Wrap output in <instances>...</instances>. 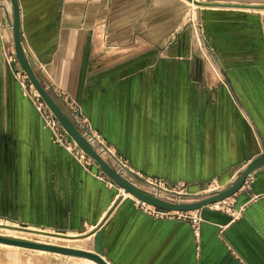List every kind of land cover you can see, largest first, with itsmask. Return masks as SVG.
I'll use <instances>...</instances> for the list:
<instances>
[{
    "label": "crops",
    "instance_id": "0c3cea01",
    "mask_svg": "<svg viewBox=\"0 0 264 264\" xmlns=\"http://www.w3.org/2000/svg\"><path fill=\"white\" fill-rule=\"evenodd\" d=\"M7 1L0 4V212L47 233L101 232L92 252L108 264H264V164L218 208L195 210L198 235L187 221L145 213L96 164L52 141L4 64ZM174 1L181 15L161 8L167 0H18L22 46L66 115L74 104L135 171L190 191L212 183L221 191L264 151V9L196 5L213 57L199 75L185 46L168 42L187 10ZM118 30L123 37L114 41Z\"/></svg>",
    "mask_w": 264,
    "mask_h": 264
},
{
    "label": "rangeland",
    "instance_id": "374dc122",
    "mask_svg": "<svg viewBox=\"0 0 264 264\" xmlns=\"http://www.w3.org/2000/svg\"><path fill=\"white\" fill-rule=\"evenodd\" d=\"M179 1L182 2V4H184L185 6H187V10H186V12H183L184 18L182 20H179L180 22L175 25V27L178 26V29H177L175 34L171 35V38L168 40V42L169 41H175V43H178V42L182 43L185 46L184 48H186V50H184L182 52L184 54L183 57L190 60L191 65H192L190 70L193 71L195 74H199V75L206 74V69L204 68V66H206L205 64H207L208 62H211L213 57H212V54L210 53V51L204 46L203 34L200 31V8L198 6H194L191 3H186L183 0H179ZM8 2L10 3V1L8 0L6 2L7 5L9 4ZM175 2L176 1H174V0H167L166 4L165 5L163 4V7H161V8H164V10H165V8H171L172 6H174L171 9H174V12H175V9L177 8V14L181 15V13H180L181 7L175 6ZM1 3H2V0H0V4ZM175 22H177V21L174 20V23ZM116 23L118 24L117 20H112V19L110 20V25L115 26ZM10 24H12V21L10 22ZM100 24H102V23L99 21L96 24V26L97 25L99 26ZM10 27H11L10 30L12 31V26H10ZM0 29H1V26H0ZM11 31H8L7 36H6V34L3 36L4 48L2 50V52H3L2 56L4 59V64H5L6 68L12 73L13 78H14L17 86L20 88V90L25 94V96L28 97V99L33 104L34 98L31 96H32L33 92L36 90L31 85V83L29 82L25 72L20 67V65L18 66V61H17L16 56H15L14 45H13V37H12L13 33L11 34ZM118 32H119L118 35L113 36L114 41H120L121 38L123 37V34L120 33L121 31L118 30ZM124 37L126 38L128 36L124 35ZM126 39H128V38H126ZM143 41L144 40H142V39L140 40V44H141L140 46H143V47H140V48H142V49H140V51H141V54H147L151 50L149 51V50L145 49V48H147V42H143ZM132 43H135V42H132ZM12 64L13 65L17 64V66H18L17 69L12 67ZM69 109H70V107H69ZM38 115H39V113H38ZM39 118H40V116H39ZM69 118L71 119V110H70ZM41 121H42V119H41ZM42 123H43V121H42ZM89 124H90V122H89ZM43 125H44V127H46V125L44 123H43ZM58 128L60 129V131L62 133V137L60 136L59 137L60 140H57L56 136L50 131L52 133L51 134L52 141L56 142V143H57V141L60 142L59 144L62 147H65L67 150H69L67 148V146H68L67 144L70 143L69 141L71 140V137L64 130V128L60 125V123L58 125ZM1 136H2V132H0V137ZM90 160H91L90 163L92 162V163L96 164L91 158H90ZM129 166H130V164H129ZM135 172L141 176V179L138 178L136 180L137 185L140 186L141 188L144 187V182H146L145 181L146 179H148V180L157 179V180L165 181L167 183L165 186H167L170 190L174 189L177 191H181V194H176L174 191H172V193H170L168 195L173 200H177V201H191V200L200 199L202 193L205 195V194H209V193L220 190V185H216V184L212 183V184L206 186L202 193H200V187L196 191H190L186 183L185 184H182V183L181 184L180 183L171 184L164 179L144 176L137 171H135ZM108 180L111 181L109 178H108ZM111 183H113V182L111 181ZM146 188H147V185H146ZM122 195H123V193H122ZM133 199H135V197ZM13 215H15V214L13 213ZM7 225L13 226V228H15L17 230H23V228H26V226L23 225L22 223H20V220H18L17 218H16V220L12 219L11 216H8L6 214H3V212H0V236H2V237L14 238V239H20V240H28V241H36V242H42V243L50 242L52 240V241H55L54 242L55 245L56 244L57 245L58 244L59 245L66 244L65 241L58 240V239H51L49 236L50 234H42V233L38 232V234H33V235L27 234L26 235V234H22V233L7 232L4 230V228L5 229H13V228L8 227ZM30 229L37 230V228L36 229L30 228ZM30 233H32V232H30ZM33 233H37V232H33ZM97 236L100 237V234H98ZM79 237H84V235L77 236V238H79ZM93 238H94V243L92 245V250L94 248V245L96 242L95 239L97 237L96 238L93 237ZM70 247H72V246H70ZM37 258H39L38 260H39V262H41V264H93V263H90V262H88L82 258L74 257V256H70V255H63V254L50 252V251L47 253H42V254L37 255L33 252V250H30L27 247H21V246L20 247H12V246H4V245L0 244V264H34V261Z\"/></svg>",
    "mask_w": 264,
    "mask_h": 264
},
{
    "label": "water",
    "instance_id": "95a60500",
    "mask_svg": "<svg viewBox=\"0 0 264 264\" xmlns=\"http://www.w3.org/2000/svg\"><path fill=\"white\" fill-rule=\"evenodd\" d=\"M11 9H12V33H13V45L15 56L18 61V64L25 72L29 82L35 88L37 93L40 95L41 99L48 107L50 112L54 115L60 125L64 130L69 134V136L75 141L79 148L91 158L96 165L102 170V172L119 188L123 189L125 193H129L134 196L136 199L143 201L149 205H152L156 208L167 210V211H195L199 210L206 205H211L217 202H221L224 199L234 195L245 183V180L249 175L258 167L264 164V151L253 158L247 166L244 168L238 180L231 184L228 188L216 191L210 195L201 197L200 199L191 200V201H168L150 194H147L138 188L132 186L124 180V178L116 172L107 162L93 149L91 144L83 137V135L76 128L71 119L66 115V113L59 107L54 98L48 92V90L40 82L36 73L24 51L22 46V41L20 37V9L18 0H9ZM199 6L205 7H224V8H239V9H264L263 5H240V4H216L208 3L200 0H188ZM25 231L30 232H40L42 234H50L53 236H58L62 238H75L72 236H67L65 234L58 233H47L40 230H31L30 228H23ZM100 238L96 236L95 248L97 251L100 250L101 243V232H99ZM97 234V235H98ZM0 242L13 244L21 247L41 249L50 252H55L63 255H71L77 257H84L91 259L98 264H108L97 252L82 250L78 248H70L61 245H54L49 243H42L36 241L20 240L14 238H7L0 236Z\"/></svg>",
    "mask_w": 264,
    "mask_h": 264
},
{
    "label": "built area",
    "instance_id": "2783aa9c",
    "mask_svg": "<svg viewBox=\"0 0 264 264\" xmlns=\"http://www.w3.org/2000/svg\"><path fill=\"white\" fill-rule=\"evenodd\" d=\"M31 97L34 98L33 104L37 112L39 113V116L42 119L43 123L56 136L57 140H60L59 137L60 136L62 137V133L58 128L59 123L57 119L49 111V109L41 100L40 95L36 91L33 92ZM70 110H71V121L74 123V125L79 130V132L91 144L93 149L107 162V164L110 165L116 172H118L126 182H128L132 186L138 188L139 190L147 194L168 201H177V200H173L168 195L172 193V191H174L176 194H181V191H177L174 189L170 190L167 186H165L167 184L165 181L157 180V179L154 180L146 179L143 188L138 186L136 180L138 178L141 179V176L138 175L129 166L127 161L121 155H119L114 148H112L106 143V141L98 131H96L90 126L88 119L80 113V111L74 104H70ZM69 142L70 143L67 144L68 145L67 148L69 149L71 154L74 155L80 163L84 165L90 164L91 161L90 158L78 147L75 141L71 138ZM248 179L249 177L245 180V182H247ZM212 193L206 195H210ZM134 200L136 201L139 209L149 214L150 216L157 219H176L179 221H187L192 225L194 234L195 235L199 234L198 229L201 218L196 213V211H185V212L167 211L156 208L136 198ZM220 203L221 202H217L214 203L213 205L218 207L220 206Z\"/></svg>",
    "mask_w": 264,
    "mask_h": 264
},
{
    "label": "bare ground",
    "instance_id": "6f19581e",
    "mask_svg": "<svg viewBox=\"0 0 264 264\" xmlns=\"http://www.w3.org/2000/svg\"><path fill=\"white\" fill-rule=\"evenodd\" d=\"M188 1V0H187ZM189 3H191V4H193L194 6H196V4H194L193 2H191V1H189ZM211 64V67L212 68H214L213 67V65H212V63H210ZM120 191H121V193H123V195L124 196H128V197H130V198H134L133 196H131V194H129V193H125L124 191H123V189H121L120 188ZM8 227H10V228H13V226H9V225H7ZM4 230L5 231H7V232H11V233H22V234H31V235H33V234H38V233H30V231H23V230H17V229H15V228H13V229H5L4 228ZM31 230H33V229H31ZM38 230V229H37ZM30 236V235H29ZM50 236V238L51 239H58V240H62V241H65L66 242V244H61V246H65V247H70V246H72V247H70V248H78V249H82V250H87V251H92V245H93V243H94V238H93V236L91 235V236H88V237H79V238H77V236L75 237V235H71L72 237L74 236L75 238H62V237H58V236H53V235H49ZM99 237V236H98ZM55 241H50V242H46V243H49V244H54L55 245V243H54ZM0 244L1 245H4V246H12V247H20V246H17V245H13V244H8V243H2V242H0ZM57 245V244H56ZM59 245V244H58ZM30 250H33V252L35 253V254H37V255H39V254H42V253H47V252H49V251H46V250H41V249H33V248H29ZM71 256V255H70ZM37 257V256H36ZM40 257V256H39ZM74 257H77V256H74ZM79 258H82V259H84V260H86V261H88V262H90V263H93V264H98V263H96V262H94L93 260H91V259H87V258H84V257H79ZM39 258H37L35 261H34V264H41V262H39V260H38Z\"/></svg>",
    "mask_w": 264,
    "mask_h": 264
}]
</instances>
